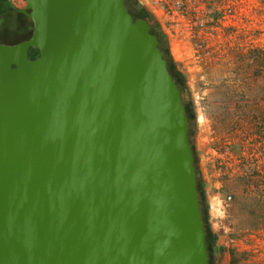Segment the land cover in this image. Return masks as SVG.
Instances as JSON below:
<instances>
[{"label":"water","instance_id":"1","mask_svg":"<svg viewBox=\"0 0 264 264\" xmlns=\"http://www.w3.org/2000/svg\"><path fill=\"white\" fill-rule=\"evenodd\" d=\"M0 264H208L188 121L124 0H0ZM64 83V89L57 87Z\"/></svg>","mask_w":264,"mask_h":264},{"label":"rangeland","instance_id":"2","mask_svg":"<svg viewBox=\"0 0 264 264\" xmlns=\"http://www.w3.org/2000/svg\"><path fill=\"white\" fill-rule=\"evenodd\" d=\"M181 1L177 24L144 8L186 84L212 264H264V0Z\"/></svg>","mask_w":264,"mask_h":264},{"label":"trees","instance_id":"3","mask_svg":"<svg viewBox=\"0 0 264 264\" xmlns=\"http://www.w3.org/2000/svg\"><path fill=\"white\" fill-rule=\"evenodd\" d=\"M133 3V19L136 17H141L144 18L145 20H147V22L149 23L150 27V32L152 34H154L157 39H158V47L159 49L163 52V54L165 55V60H166V64H167V68L169 73L171 74L173 80L175 81L176 86L178 87L179 91H180V95L182 98V102L184 104L185 107V112H186V117H187V121H188V139H189V143H190V136H191V132H192V122L194 121V116L191 115V104L188 103L182 96V94L184 93L185 90V81L183 79L182 74L174 67L173 63H172V59L170 57L169 51H168V44H167V39H166V35L161 32L160 27L158 25V23L156 22V20L151 16V14L139 3L136 2H132ZM130 14V13H129ZM131 15V14H130ZM135 15V16H134ZM3 29H6L8 31L13 30V29H18L19 30V37L17 38V44L15 43L13 46H9V47H2L0 45V53L6 56H14V55H23V54H17L15 53L16 48L18 47L19 44H22L23 46H26L30 52L33 44H34V38L33 36L26 30L23 29L21 27H14V28H7V27H2ZM31 39V41L29 42V40ZM21 42V43H20ZM25 53V55H27V53ZM14 53V54H13ZM58 88L60 89H64L65 85L64 83H58L57 85ZM191 145V144H190ZM191 150L193 153V165L194 168L195 167V156H194V152H193V147L191 145ZM196 189H197V194H198V202H199V206H200V210H201V217H202V221L204 223V231H205V246H206V251H207V256H208V264H212V245L214 244V235L211 233L209 227H208V222H207V217H206V204L203 202V197L201 194V189H200V184L198 183V181L196 180Z\"/></svg>","mask_w":264,"mask_h":264},{"label":"built area","instance_id":"4","mask_svg":"<svg viewBox=\"0 0 264 264\" xmlns=\"http://www.w3.org/2000/svg\"><path fill=\"white\" fill-rule=\"evenodd\" d=\"M137 1L143 7H145L144 5L147 4V7H149L150 10L153 9L151 11H154V13L155 11L165 14L167 13L169 17H173L175 19L176 24L184 16L183 13L184 5L181 0H137ZM170 3L171 5L169 6ZM227 199H230V196H228Z\"/></svg>","mask_w":264,"mask_h":264},{"label":"flooded vegetation","instance_id":"5","mask_svg":"<svg viewBox=\"0 0 264 264\" xmlns=\"http://www.w3.org/2000/svg\"><path fill=\"white\" fill-rule=\"evenodd\" d=\"M133 1L136 2V0H124L125 6L127 7V11L131 14V16H133V14H134L133 9H132L133 8V3H132ZM136 3H138V1ZM134 19L136 20V19H144V18L136 17L135 16ZM2 27H5V26H0V45L2 47H9V46H13L15 43L17 44L16 41H17V38L19 37V31L18 32H12V30H10L9 32H7L8 30L5 31ZM7 28H14V27H7ZM19 45H21V44H19ZM30 52H28L27 55H29ZM27 55H25V54H23V55H14L12 57H16V56H27ZM163 57H165L164 54H163Z\"/></svg>","mask_w":264,"mask_h":264}]
</instances>
